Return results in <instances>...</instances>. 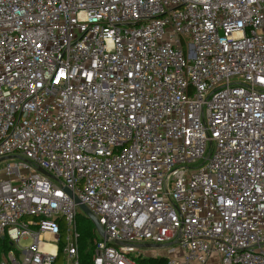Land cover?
Segmentation results:
<instances>
[{"label": "built area", "instance_id": "1", "mask_svg": "<svg viewBox=\"0 0 264 264\" xmlns=\"http://www.w3.org/2000/svg\"><path fill=\"white\" fill-rule=\"evenodd\" d=\"M80 205L91 264H264V0H0V264Z\"/></svg>", "mask_w": 264, "mask_h": 264}, {"label": "trees", "instance_id": "2", "mask_svg": "<svg viewBox=\"0 0 264 264\" xmlns=\"http://www.w3.org/2000/svg\"><path fill=\"white\" fill-rule=\"evenodd\" d=\"M82 219H83V222L89 221L85 219V217H83ZM79 229L81 231V235H80L81 241L79 240L81 264H91L93 244L97 241L96 230L89 222H88V225L84 226L83 228H81V225H80ZM61 251L62 250L60 249L59 253H61ZM60 255L61 254H59V256ZM138 262L139 264H163V259L159 260V259H152V258H147V259L140 258Z\"/></svg>", "mask_w": 264, "mask_h": 264}, {"label": "rangeland", "instance_id": "3", "mask_svg": "<svg viewBox=\"0 0 264 264\" xmlns=\"http://www.w3.org/2000/svg\"><path fill=\"white\" fill-rule=\"evenodd\" d=\"M83 217L82 216H79V218L76 220V222H77V228H78V232L80 233V235H81V231H80V229H79V227H80V225H81V228H83L84 226H87L88 225V222L89 223H91V225L94 227V229H95V226H94V224L88 219V218H86L85 217V219H87V220H89L88 222L87 221H84L83 222V219H82ZM96 237H97V240H99L101 237L97 234V232H96ZM80 241H81V238H80ZM28 242V240L27 239H22L21 240V245H24V244H26ZM146 250H150V251H147V252H153V251H155V252H159V253H164V252H166V251H164V250H162V249H159V250H154V249H152V248H150V249H146ZM145 250H142V252H144ZM153 253H149V255H152ZM137 255H138V253L137 252H135V253H132L130 256L132 257V258H135V257H137ZM63 262H64V259H63V257H62V255H60L59 257H58V259L56 260V263L55 264H63Z\"/></svg>", "mask_w": 264, "mask_h": 264}, {"label": "water", "instance_id": "4", "mask_svg": "<svg viewBox=\"0 0 264 264\" xmlns=\"http://www.w3.org/2000/svg\"><path fill=\"white\" fill-rule=\"evenodd\" d=\"M41 173L46 174L44 171L40 170ZM80 208L82 209V211L85 213L86 217L94 224L95 226V230L97 232V234L100 237H104V233L102 228L99 226V224L97 223L96 218L82 205H80Z\"/></svg>", "mask_w": 264, "mask_h": 264}]
</instances>
